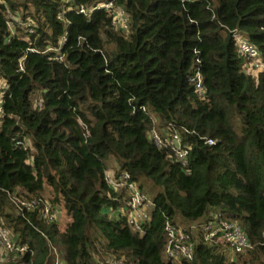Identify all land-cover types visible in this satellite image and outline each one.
Here are the masks:
<instances>
[{"label": "trees", "instance_id": "16d2710c", "mask_svg": "<svg viewBox=\"0 0 264 264\" xmlns=\"http://www.w3.org/2000/svg\"><path fill=\"white\" fill-rule=\"evenodd\" d=\"M103 3L124 10L127 34L104 9L79 13ZM233 31L264 63V0H0V216L28 246L15 264H46L49 241L66 264H174L165 222L209 212L238 224L251 248L232 256L201 239L182 264H264V70L244 72ZM196 69L203 98L189 81ZM170 122L191 146L189 174L147 139ZM24 139L26 150L15 146ZM108 169L153 202L143 236L110 216ZM6 191L59 206L66 222L16 214Z\"/></svg>", "mask_w": 264, "mask_h": 264}, {"label": "built area", "instance_id": "2783aa9c", "mask_svg": "<svg viewBox=\"0 0 264 264\" xmlns=\"http://www.w3.org/2000/svg\"><path fill=\"white\" fill-rule=\"evenodd\" d=\"M96 9H104L111 17L114 28L121 30L124 34L128 33L127 15L123 9L113 3L99 4L88 10L80 8L79 13L89 14ZM10 19L16 20L13 16H10ZM20 25L25 26L24 24ZM8 26L11 29L13 22L8 21ZM232 35L236 42L238 53L247 61L243 65L244 72L248 74L251 71L254 73L263 71L264 63L257 48L247 41L238 31H233ZM20 70H22V67ZM189 81L193 84L195 92L203 98L204 87L199 69L193 72ZM6 89L7 86L1 83L0 120L4 117L2 102ZM35 106H41V101H37ZM153 122L155 123L154 119ZM183 132L189 133L186 129ZM147 139L158 150L166 151L167 159L180 165L187 174L190 173L188 159L191 146L183 142L180 126L170 122L162 128L153 127L148 132ZM203 140L207 146L215 144V141L212 139ZM15 146L26 150L29 142H27V139L17 140L15 141ZM104 182L116 194L113 201L119 204L117 210L109 209L110 216L124 218L134 234L143 236L146 232V224L150 220L151 210L153 208L151 199L139 190L136 184L131 181L130 175L125 171L117 173L113 169H108L104 174ZM6 194L16 214L25 216L26 213H37V220L46 225H52L53 223H59L61 221V208L52 205L45 199L24 198L19 196L15 191H6ZM164 232L167 239L164 257L167 261L174 264L191 263L194 258L195 244L201 239L203 241L226 242L232 256L243 253L251 248L249 238L243 229L238 224L223 219L220 213L215 212H209L204 220L190 225H181L167 220L164 225ZM41 234L46 237L43 233ZM48 248L49 255L47 259L50 260L51 264H66L59 249L50 241L48 242ZM27 251L28 246L18 242L17 237L5 225L4 220L0 216V264H15ZM94 258L96 264H129L124 256H105L102 259L95 256Z\"/></svg>", "mask_w": 264, "mask_h": 264}, {"label": "rangeland", "instance_id": "374dc122", "mask_svg": "<svg viewBox=\"0 0 264 264\" xmlns=\"http://www.w3.org/2000/svg\"><path fill=\"white\" fill-rule=\"evenodd\" d=\"M115 164L112 160L109 161V167H114ZM50 190V189H49ZM49 195H50V192L48 193H45L44 194V197L49 198ZM61 212H62V218H61V221L59 222L61 225H64V222H66V216H65V213L63 211V209L61 208ZM181 221L178 220V223L181 224V225H185V223H180ZM232 255V254H231ZM46 264H51L50 263V260L49 259H46Z\"/></svg>", "mask_w": 264, "mask_h": 264}]
</instances>
